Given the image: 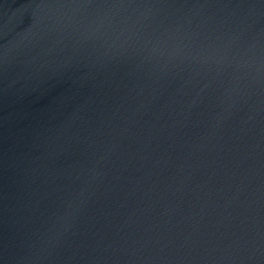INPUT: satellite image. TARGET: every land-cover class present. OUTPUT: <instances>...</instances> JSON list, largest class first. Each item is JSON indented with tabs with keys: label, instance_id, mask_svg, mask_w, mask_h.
Returning <instances> with one entry per match:
<instances>
[{
	"label": "water",
	"instance_id": "water-1",
	"mask_svg": "<svg viewBox=\"0 0 264 264\" xmlns=\"http://www.w3.org/2000/svg\"><path fill=\"white\" fill-rule=\"evenodd\" d=\"M0 264H264V0H0Z\"/></svg>",
	"mask_w": 264,
	"mask_h": 264
}]
</instances>
